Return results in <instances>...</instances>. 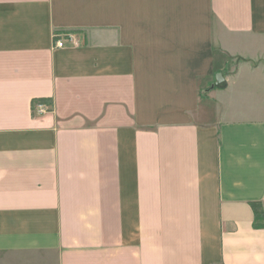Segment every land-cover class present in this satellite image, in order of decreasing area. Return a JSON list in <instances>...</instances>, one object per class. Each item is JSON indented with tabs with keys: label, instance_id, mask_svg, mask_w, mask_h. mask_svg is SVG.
Returning <instances> with one entry per match:
<instances>
[{
	"label": "crops",
	"instance_id": "0c3cea01",
	"mask_svg": "<svg viewBox=\"0 0 264 264\" xmlns=\"http://www.w3.org/2000/svg\"><path fill=\"white\" fill-rule=\"evenodd\" d=\"M0 264H264V0H0Z\"/></svg>",
	"mask_w": 264,
	"mask_h": 264
},
{
	"label": "built area",
	"instance_id": "2783aa9c",
	"mask_svg": "<svg viewBox=\"0 0 264 264\" xmlns=\"http://www.w3.org/2000/svg\"><path fill=\"white\" fill-rule=\"evenodd\" d=\"M71 38H73V36H70ZM56 46L58 47H62V46H65V41L61 38V39H57L56 40ZM47 104L46 103H40L38 104L37 106V109H36V112L38 113H43L47 110Z\"/></svg>",
	"mask_w": 264,
	"mask_h": 264
},
{
	"label": "trees",
	"instance_id": "16d2710c",
	"mask_svg": "<svg viewBox=\"0 0 264 264\" xmlns=\"http://www.w3.org/2000/svg\"><path fill=\"white\" fill-rule=\"evenodd\" d=\"M42 103H45L46 102V100H40ZM39 100L38 101H35V103H34V107H35V105L37 104V103H39L40 102ZM40 102V103H41ZM251 205L253 206V208L255 209V211L257 212V225H261V223H260V219H261V216H260V214L258 213L259 212V210L261 209V207H262V204L260 203V202H251Z\"/></svg>",
	"mask_w": 264,
	"mask_h": 264
},
{
	"label": "water",
	"instance_id": "95a60500",
	"mask_svg": "<svg viewBox=\"0 0 264 264\" xmlns=\"http://www.w3.org/2000/svg\"><path fill=\"white\" fill-rule=\"evenodd\" d=\"M226 83H227V81H226V79H225L223 73H221V72L218 73V74L216 75V83H215V85L220 86V85H222V84H226Z\"/></svg>",
	"mask_w": 264,
	"mask_h": 264
}]
</instances>
